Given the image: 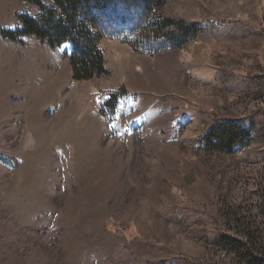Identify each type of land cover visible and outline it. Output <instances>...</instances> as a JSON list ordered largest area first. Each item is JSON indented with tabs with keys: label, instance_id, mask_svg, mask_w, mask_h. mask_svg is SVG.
I'll return each mask as SVG.
<instances>
[{
	"label": "rangeland",
	"instance_id": "1",
	"mask_svg": "<svg viewBox=\"0 0 264 264\" xmlns=\"http://www.w3.org/2000/svg\"><path fill=\"white\" fill-rule=\"evenodd\" d=\"M128 2L96 12L107 72L77 80L70 44L18 32L39 7L0 0V264H264V129L206 139L264 108V0H162L146 19ZM159 16L201 27L173 48Z\"/></svg>",
	"mask_w": 264,
	"mask_h": 264
},
{
	"label": "trees",
	"instance_id": "2",
	"mask_svg": "<svg viewBox=\"0 0 264 264\" xmlns=\"http://www.w3.org/2000/svg\"><path fill=\"white\" fill-rule=\"evenodd\" d=\"M40 9L35 16L23 15V27L18 32L23 35H36L52 47L69 43L71 47L70 63L73 77L77 80H88L107 72L104 66V57L98 47L101 32L99 17L96 12H104L109 6L120 0H27ZM162 0H129L135 6L142 7L146 19L152 12L161 7ZM156 24H161L159 30L165 34L173 35V48L182 47L187 41V32L194 34L201 26L193 22H184L169 17H158ZM177 29V32H174ZM9 32H6L8 34ZM17 33V32H16ZM16 33H9L14 36ZM264 114V108H257L250 114L245 122L247 127L227 119L217 120L211 125L207 135L209 146L222 150L244 144L249 134L260 132L264 129V119L259 118V113ZM241 238L236 241L239 249L249 248L255 251L259 244L255 231L246 229L242 231ZM232 250V249H231ZM234 250V249H233ZM180 258V257H179ZM159 261H157L158 263Z\"/></svg>",
	"mask_w": 264,
	"mask_h": 264
},
{
	"label": "bare ground",
	"instance_id": "3",
	"mask_svg": "<svg viewBox=\"0 0 264 264\" xmlns=\"http://www.w3.org/2000/svg\"><path fill=\"white\" fill-rule=\"evenodd\" d=\"M38 69H40V68H38ZM48 76V75H47ZM40 78V77H39ZM36 83V82H35ZM40 83V82H39ZM41 83L42 84H45V87L46 88H50V87H53L54 86V84L52 83V77L51 76H48L47 78H44V79H41ZM25 84V83H24ZM24 84H23V87H24ZM25 86H26V84H25ZM39 86H41V85H39ZM29 87L31 88V85H29ZM33 90V89H32ZM30 91V90H29ZM37 91H39V90H36V89H34V92H33V95H32V97L30 98L31 100V102H32V105L37 101V99L39 98V96L41 95V93H38L39 95L38 96H35V94L37 93ZM37 95V94H36ZM31 96V95H30ZM38 97V98H37ZM47 97H50V92H48L47 91V93H46V100H47ZM28 98V99H29ZM36 98V99H35ZM45 99H42V102H45L46 100ZM29 101V100H28ZM36 105H39V103H37Z\"/></svg>",
	"mask_w": 264,
	"mask_h": 264
},
{
	"label": "crops",
	"instance_id": "4",
	"mask_svg": "<svg viewBox=\"0 0 264 264\" xmlns=\"http://www.w3.org/2000/svg\"><path fill=\"white\" fill-rule=\"evenodd\" d=\"M158 108H160V105H158ZM128 110V109H127Z\"/></svg>",
	"mask_w": 264,
	"mask_h": 264
}]
</instances>
